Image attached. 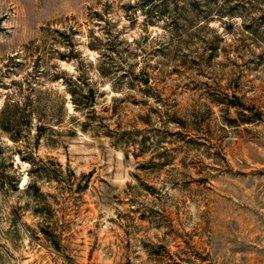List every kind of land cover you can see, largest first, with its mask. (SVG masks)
<instances>
[{
  "label": "rangeland",
  "instance_id": "374dc122",
  "mask_svg": "<svg viewBox=\"0 0 264 264\" xmlns=\"http://www.w3.org/2000/svg\"><path fill=\"white\" fill-rule=\"evenodd\" d=\"M6 104L0 264H264V0H0Z\"/></svg>",
  "mask_w": 264,
  "mask_h": 264
},
{
  "label": "trees",
  "instance_id": "16d2710c",
  "mask_svg": "<svg viewBox=\"0 0 264 264\" xmlns=\"http://www.w3.org/2000/svg\"><path fill=\"white\" fill-rule=\"evenodd\" d=\"M103 69L101 74L106 76L108 73L104 72ZM108 71V69H107ZM80 77L75 78L74 81L70 79L65 82L66 92L70 97L71 104L76 110H89L90 107L94 105L93 91L88 90L85 91L83 83H80ZM7 108V104L2 107L0 110V128L4 131H7L9 128V124L4 121L5 109ZM88 113H93L89 111ZM85 126V125H84Z\"/></svg>",
  "mask_w": 264,
  "mask_h": 264
}]
</instances>
